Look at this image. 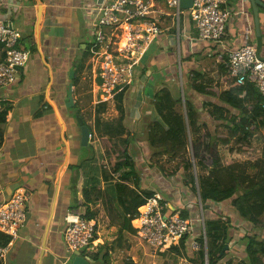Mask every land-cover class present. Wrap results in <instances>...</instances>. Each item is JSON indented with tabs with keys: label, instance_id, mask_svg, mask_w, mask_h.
<instances>
[{
	"label": "crops",
	"instance_id": "crops-1",
	"mask_svg": "<svg viewBox=\"0 0 264 264\" xmlns=\"http://www.w3.org/2000/svg\"><path fill=\"white\" fill-rule=\"evenodd\" d=\"M102 1L0 0V20L19 30V46L29 51L16 82L0 89V112L7 108L0 123V204L14 192L30 193L26 219L17 236L3 246L0 264H72L73 255L66 254L62 238L64 218L73 213L68 208L71 201L81 202L83 196L79 179L73 181L76 171L69 166L91 157L93 166L99 167L97 187L103 188L106 178L121 181L142 201L146 192L158 191L168 211L191 219L192 236L181 254L171 247L157 252L146 246L150 256L167 252L175 254L180 264H200L197 251L189 247L191 238L201 239L202 220L227 218L231 240L219 264L230 256L243 257L238 239L253 233L264 239V229L240 219L231 200L203 204L197 180L194 186L188 185L184 169L165 175L162 169L174 166L170 154H156L146 137L148 125L157 119L152 107L155 93L162 87L172 90L178 83L185 86L196 108V123L206 124L214 133L221 121L211 119L203 104L229 107L214 94L195 91L193 85L226 90L231 84L225 67L227 52L240 46L252 44L264 58V0L255 6L251 0H226L230 14L221 44L199 39L187 12L177 22L173 9L158 1L152 16L162 32L146 47L129 83L119 85L106 99L98 90L99 66L92 54L90 31L94 8ZM77 117L89 131L86 144ZM111 138L132 139L127 147L129 165L115 168L103 142ZM74 185L76 191L71 188ZM131 204L120 207L121 211ZM88 206L94 213L96 233L91 249L80 251L82 257L88 264H125L131 256L136 264L131 255L134 232L119 231L117 224L110 223L101 199ZM262 215L259 221L264 220ZM204 258L207 264L206 246Z\"/></svg>",
	"mask_w": 264,
	"mask_h": 264
},
{
	"label": "trees",
	"instance_id": "trees-1",
	"mask_svg": "<svg viewBox=\"0 0 264 264\" xmlns=\"http://www.w3.org/2000/svg\"><path fill=\"white\" fill-rule=\"evenodd\" d=\"M197 92L214 94L228 108L217 105L203 104V109L211 119L220 120L219 125L227 129L228 143L230 137L234 138L235 145L227 147L224 155L218 149V140L211 134L206 124H197L198 116L196 108L184 89L183 107L177 108L181 103L180 95L168 87H162L153 98L152 107L157 115V119L148 125L146 141L152 151H165L170 154L169 158L174 166L170 170L162 169L167 176L172 175L179 169L185 170L186 183L194 186L195 181L199 187L201 202L204 204L208 200L220 202L231 200L240 219L249 222L253 227L264 229L260 226L259 217L264 212V182L260 171V163L257 159L256 167L258 173L251 178L236 159L247 152L251 145L254 132L264 126V107H262L263 97L256 88L246 82L236 84L231 80L230 86L223 91H216L207 85H193ZM7 108L0 112V123L4 121ZM201 132L200 136H196ZM3 130L0 128V141ZM196 137V138H194ZM131 138L104 139L107 146V153L111 160H115V168L120 169L122 165L130 164L128 161L127 147L131 143ZM90 147L89 145L86 148ZM264 153L262 154V158ZM95 158H86L76 165L69 166L70 170L76 171V178L82 187L83 201L72 200L69 210L85 219H93L94 213L90 210L88 203L101 199L104 211L112 224H117L119 231L126 229L134 232L131 226V218L136 213L137 207L143 202L139 195L133 193L128 186L121 181L104 182L103 188L97 187V169L93 166ZM105 163L102 161L101 165ZM207 170L208 173H202ZM104 178V177H102ZM261 182H260V181ZM247 184L244 186L243 184ZM75 184V183H74ZM75 190V185L71 187ZM145 195H151L146 192ZM130 201V202H129ZM123 209L120 207L128 206ZM129 214V217L127 216ZM184 216V215H182ZM185 217V216H184ZM205 225V241L207 264H219L226 257V252L221 253L225 244L231 240L229 232L231 225L226 218L207 219ZM259 234H244L238 239V243L243 246V257H228L223 264H264V239L258 240ZM183 237L177 246L171 247L176 254H181L185 248ZM10 237L0 232V247L8 244ZM201 248L197 251L200 257V264H205L203 240L199 239ZM235 260V262H234Z\"/></svg>",
	"mask_w": 264,
	"mask_h": 264
},
{
	"label": "built area",
	"instance_id": "built-area-1",
	"mask_svg": "<svg viewBox=\"0 0 264 264\" xmlns=\"http://www.w3.org/2000/svg\"><path fill=\"white\" fill-rule=\"evenodd\" d=\"M158 1L166 2L173 9L177 22L180 15L187 12L199 39L221 44L230 14L225 7L226 0H192L186 9L180 7L179 0H103L94 8L90 22L92 54L99 66L98 90L103 99L113 95L119 85L129 83L146 47L162 32L152 16ZM19 40V30L0 20V89L16 82L20 69L29 59V51L19 46ZM225 67L234 83L248 82L264 98V58L257 54L254 45L246 44L228 51ZM29 200V192L17 191L0 204V232L10 239L17 236L18 228L26 219ZM64 219L62 238L66 254L91 249L96 233L95 220L75 213H67ZM130 222L136 238L157 252L178 245L185 236L187 241L193 232L191 219L168 211L158 191L144 198ZM202 223L201 239L205 246L203 220ZM191 239L189 247L198 251L200 241ZM4 251L5 247H0V257Z\"/></svg>",
	"mask_w": 264,
	"mask_h": 264
},
{
	"label": "rangeland",
	"instance_id": "rangeland-1",
	"mask_svg": "<svg viewBox=\"0 0 264 264\" xmlns=\"http://www.w3.org/2000/svg\"><path fill=\"white\" fill-rule=\"evenodd\" d=\"M84 76V82L86 83V85L90 84V81L88 79V77H86V75ZM97 82H100V78H97ZM185 89V86L182 85L181 83H178V85H176L172 90L174 92V94H179L180 95V99H181V103L179 105H177V108L180 107L184 109V96H183V91ZM214 131V130H213ZM217 140H218V149L220 150L221 154L224 155V153L226 152V148L235 145V140L234 138L230 137L228 140V143L224 144V140L227 139V129L225 126L219 125L217 127H215V131H214ZM213 133V134H214ZM200 132L196 135V136H200ZM196 138V137H194ZM104 148L106 149L105 145ZM264 153V126H261V128L257 131L254 132V136L252 137V142L251 145L248 147L247 152L242 153V155L238 158V160L236 159V162H232L234 163H240V166H242V164H244V168H246L247 174L252 178L254 176V173L257 174L258 168L255 166L256 161L258 159L259 163H260V171L261 173H264V157L262 158V154ZM169 158V157H168ZM262 179H264V174H262ZM260 181V180H259ZM264 182V180H261ZM260 181V182H261ZM244 186H246L247 184H243ZM264 217V212L263 215ZM264 225V220L261 219L260 221V226ZM134 251L132 250V256H134V259L136 261V264H180L178 259L176 258L175 254H171V253H158V254H154V256H150L149 255V249H147L146 245L144 243H141L135 236V238H132V242H131ZM129 257V260H125L127 261V263L125 264H134L133 260L130 258L131 256H127ZM126 259V258H123Z\"/></svg>",
	"mask_w": 264,
	"mask_h": 264
},
{
	"label": "water",
	"instance_id": "water-1",
	"mask_svg": "<svg viewBox=\"0 0 264 264\" xmlns=\"http://www.w3.org/2000/svg\"><path fill=\"white\" fill-rule=\"evenodd\" d=\"M191 3H192V0H179V5L183 9L189 8L191 6ZM251 3L253 5L254 4L263 5L262 3H260L259 0H251ZM77 120H78V123H79L80 128H81L82 143L86 144L87 140H88V136H89V131H88L87 127L85 125H83V122L79 117H77ZM258 240H262V239L260 237H258ZM205 244H206V242H205ZM227 248H228V245L225 244L221 253H223L225 250H227ZM72 264H88V262L82 257L80 251H76L73 254Z\"/></svg>",
	"mask_w": 264,
	"mask_h": 264
}]
</instances>
